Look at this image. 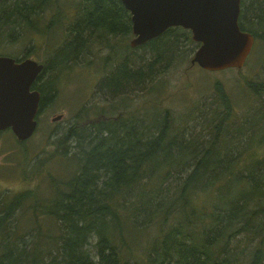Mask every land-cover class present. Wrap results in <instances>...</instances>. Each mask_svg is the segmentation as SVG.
<instances>
[{"label": "trees", "instance_id": "1", "mask_svg": "<svg viewBox=\"0 0 264 264\" xmlns=\"http://www.w3.org/2000/svg\"><path fill=\"white\" fill-rule=\"evenodd\" d=\"M52 2L0 0V45L20 34L17 28L42 32L34 21ZM79 15L69 22L67 41L53 59L58 67L76 64L98 33L107 41L119 36L129 41L134 35L131 13L121 0H82ZM56 16L52 19L57 23ZM239 20L241 28L255 36V44L264 39V0H242ZM191 34L174 26L142 45L133 47L129 41V53L148 48V58L141 55L136 65L128 53L122 57L123 49L112 47L122 59L117 58L118 64L99 81L100 93L116 98L155 81L157 71H163L170 64L169 55L178 50L172 40ZM47 69L34 89H43L38 82ZM215 88L225 117L218 118L215 139L206 143L174 134L169 110L151 116L156 130L148 134L144 129L153 125L140 126L132 111L107 115L96 103L99 122L93 129L87 134L75 126L70 130L79 153L74 175H51V196L45 204L38 203L40 198L30 199L39 195L32 189L7 197L0 209V264H264V141L245 148L229 145L226 123L221 124L232 108L222 87L216 83ZM251 89L261 92L264 82L252 83ZM47 100L42 94L39 115ZM258 120L264 135V113L253 117L250 125ZM85 134L91 139L87 146ZM16 141L21 145L27 140ZM28 200L34 203L33 215L41 212L55 223L52 235V224L47 233L41 223L31 228L36 232L28 231V237L19 232L13 214ZM152 206L148 221L155 233L140 245L144 253L133 256L140 242L128 240L122 216L131 212L132 226L145 232L152 226L143 225L136 210ZM241 237L252 245L246 253L235 245Z\"/></svg>", "mask_w": 264, "mask_h": 264}, {"label": "rangeland", "instance_id": "2", "mask_svg": "<svg viewBox=\"0 0 264 264\" xmlns=\"http://www.w3.org/2000/svg\"><path fill=\"white\" fill-rule=\"evenodd\" d=\"M51 5L45 8L42 17L34 21L37 29H43L42 32L31 31L26 27L17 28L20 34L12 40L6 39L0 45V54L9 53L13 57L17 56L16 58L27 55L48 66L38 82L48 100L43 112L38 116L39 123L34 135L19 145L11 129H6L0 134L1 210L8 196L28 189L39 192L38 196H31L30 199L40 198L38 203L45 204L51 196V175L62 178L74 175L79 153L76 140L71 139L74 131L70 130L75 126L77 130H86L87 134L93 129L92 126L99 122L96 103L103 107L102 110L107 115L118 116L119 112L125 109L132 111L140 126L148 123L153 125V128L148 125L144 129L148 134L156 130L151 116L169 110L173 116L174 134L185 140L193 139L206 143L215 139L218 130L214 125L218 118L225 117L220 114L225 110V106L215 88L218 83L227 94L232 108L231 114L221 124L222 126L226 123L229 145L245 148L264 141L263 132L259 129L261 121L250 125L253 117L264 113V90L256 93L251 89L252 83L264 82V39L260 38L256 42L242 69L230 68L216 72H207L199 65H192V59L200 46L192 39V34L191 38L183 36L178 40L173 39L172 44L178 50L169 55L170 64L161 68L163 71H157L155 81H146L144 87L129 89L119 97L109 98L106 96L109 93H102L103 96L97 88L99 81L126 53L132 57V65L142 61L141 55L142 59L148 58V48H139L129 53L127 45L134 35L129 41L121 36L107 41L102 40V34L98 33V40L91 42L76 64L65 63L58 67L53 63V59L67 41L66 28L69 22L80 17L78 8L82 5V0H53ZM54 14H57V23L52 19ZM73 23L78 25L76 21ZM76 27L78 26H75V29ZM112 47L114 50L123 49L122 57H116ZM59 114H63V117L53 121ZM89 140L91 139L86 135L85 146L89 145ZM222 147L224 148V145ZM222 147L220 153L223 151ZM33 204L28 200L13 214L19 232L26 233L28 237V231L36 232L37 230L31 228H36L38 223H41L43 233H47V228L52 224V235L56 231L55 223L41 212L33 215ZM152 208L153 206L136 210L141 221L143 220V225L152 226L153 222L148 221L149 214L153 212ZM131 218L132 213L129 211L122 216L123 229L128 240L132 244L140 242L133 249L132 255L135 256L144 253L140 245L154 235L155 228L152 226L145 232H137L131 224ZM95 239H91L93 243ZM235 245L238 250L245 249V253L252 247L243 237L237 240Z\"/></svg>", "mask_w": 264, "mask_h": 264}, {"label": "water", "instance_id": "3", "mask_svg": "<svg viewBox=\"0 0 264 264\" xmlns=\"http://www.w3.org/2000/svg\"><path fill=\"white\" fill-rule=\"evenodd\" d=\"M121 1L131 13L133 47L181 26L200 44L192 65L216 72L243 68L255 45V36L240 25L242 0ZM43 69L30 57L0 55V130L11 129L20 141L31 138L38 127L41 93L33 84Z\"/></svg>", "mask_w": 264, "mask_h": 264}, {"label": "flooded vegetation", "instance_id": "4", "mask_svg": "<svg viewBox=\"0 0 264 264\" xmlns=\"http://www.w3.org/2000/svg\"><path fill=\"white\" fill-rule=\"evenodd\" d=\"M42 64H43V63H42ZM44 70H45V65H44V69H43V71L39 74V76L44 72ZM38 91H40V90H38ZM43 92H44V89H42V90L40 91V93H41V97H42Z\"/></svg>", "mask_w": 264, "mask_h": 264}]
</instances>
